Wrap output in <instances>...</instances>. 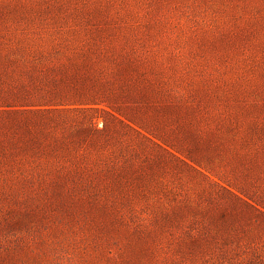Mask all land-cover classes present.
<instances>
[{"label": "rangeland", "instance_id": "374dc122", "mask_svg": "<svg viewBox=\"0 0 264 264\" xmlns=\"http://www.w3.org/2000/svg\"><path fill=\"white\" fill-rule=\"evenodd\" d=\"M21 35L118 108L68 188L0 191V264H264V0H0Z\"/></svg>", "mask_w": 264, "mask_h": 264}, {"label": "trees", "instance_id": "16d2710c", "mask_svg": "<svg viewBox=\"0 0 264 264\" xmlns=\"http://www.w3.org/2000/svg\"><path fill=\"white\" fill-rule=\"evenodd\" d=\"M38 40L0 36V191L68 188L98 140L93 113L118 108L113 86L85 70L94 65L88 48L45 49Z\"/></svg>", "mask_w": 264, "mask_h": 264}]
</instances>
